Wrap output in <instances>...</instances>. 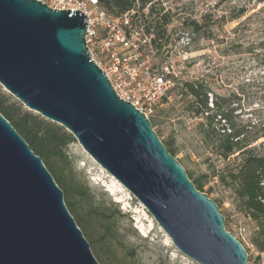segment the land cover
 <instances>
[{"label": "water", "instance_id": "95a60500", "mask_svg": "<svg viewBox=\"0 0 264 264\" xmlns=\"http://www.w3.org/2000/svg\"><path fill=\"white\" fill-rule=\"evenodd\" d=\"M0 0V84L68 130L198 264H251L150 118L91 59L87 14ZM0 264H101L42 158L0 112Z\"/></svg>", "mask_w": 264, "mask_h": 264}, {"label": "rangeland", "instance_id": "374dc122", "mask_svg": "<svg viewBox=\"0 0 264 264\" xmlns=\"http://www.w3.org/2000/svg\"><path fill=\"white\" fill-rule=\"evenodd\" d=\"M137 1L135 21L157 38L152 51L146 52L151 66L159 69L169 66L176 81L167 103H160L149 112L152 127L164 144L172 142L177 148L174 156L192 181L201 174H209L201 191L217 202L225 216L226 228L248 249L250 263L264 264V256L259 259L260 253L251 242L256 223L237 209L231 191L217 176H212L213 171L194 150L192 134L203 115L192 117L186 110L191 97L185 96L184 87L188 80L204 81L211 88L208 95L212 108L216 97H222V104L233 110L235 123L250 125V129L255 126V131L264 132V2L155 0L142 8ZM245 2L248 4L245 15L229 21ZM166 12L170 21L164 24L160 17ZM192 21L203 24L204 29L210 27V37L191 41L187 23ZM74 139L68 146V154L73 159L77 179L89 188L98 206L115 212L113 220L122 239L121 244L113 243L117 256L126 264H198L174 245L146 207ZM64 197L66 202L65 191ZM87 240L98 259L90 239ZM133 248L137 249L134 256L129 253Z\"/></svg>", "mask_w": 264, "mask_h": 264}, {"label": "trees", "instance_id": "16d2710c", "mask_svg": "<svg viewBox=\"0 0 264 264\" xmlns=\"http://www.w3.org/2000/svg\"><path fill=\"white\" fill-rule=\"evenodd\" d=\"M154 1L139 0V3L144 8ZM100 2L103 7L116 14L134 9L138 3L137 0ZM247 5L245 2L229 21L243 17ZM160 20L167 24L170 21L169 14L166 12ZM187 29L193 42L201 37H210V27L204 29L203 24L199 22L187 23ZM236 30L237 27L234 28V31ZM184 87L185 96L191 97L186 110L190 111L192 117L203 115L195 128L196 133L192 134V139L196 143L194 150L199 157L204 158L208 169L213 171L212 176H217L231 191L237 209L246 213L256 223L251 242L260 253L261 260V255L264 256V132L255 131L253 129L255 126H251L250 129L248 128L250 125L235 123L231 116L233 110L222 104V97H216L215 106L212 108L208 95L211 88L204 81L188 80L185 81ZM167 101L165 98L162 103ZM0 112L21 134L35 154L42 158L56 182L65 191L67 206L85 236L90 239L99 262L126 264L117 256L113 246L115 241L122 243L118 227L113 220L115 212H111L108 207L98 206L89 188L75 175L73 159L68 154V146L75 141L74 136L64 127L45 119L40 114L25 110L20 102L3 92L1 86ZM165 146L171 154L177 152L172 142ZM208 177L209 174L204 173L193 181L198 190L204 188ZM136 250L133 248L129 253L134 256Z\"/></svg>", "mask_w": 264, "mask_h": 264}, {"label": "built area", "instance_id": "2783aa9c", "mask_svg": "<svg viewBox=\"0 0 264 264\" xmlns=\"http://www.w3.org/2000/svg\"><path fill=\"white\" fill-rule=\"evenodd\" d=\"M49 7L80 10L87 14L86 42L91 59L107 74L122 99L149 118V112L169 97L175 87L169 66H151L146 52L157 38L135 21V9L122 14L109 11L100 0H39ZM147 58V59H146Z\"/></svg>", "mask_w": 264, "mask_h": 264}]
</instances>
